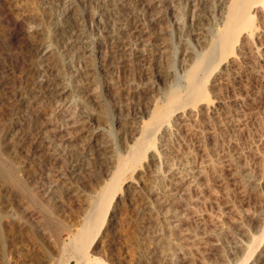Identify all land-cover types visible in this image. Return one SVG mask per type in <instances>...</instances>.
I'll return each instance as SVG.
<instances>
[{
  "label": "rangeland",
  "instance_id": "1",
  "mask_svg": "<svg viewBox=\"0 0 264 264\" xmlns=\"http://www.w3.org/2000/svg\"><path fill=\"white\" fill-rule=\"evenodd\" d=\"M230 1L0 0V166L22 181L0 176V264H264V0L199 96L184 92Z\"/></svg>",
  "mask_w": 264,
  "mask_h": 264
},
{
  "label": "bare ground",
  "instance_id": "2",
  "mask_svg": "<svg viewBox=\"0 0 264 264\" xmlns=\"http://www.w3.org/2000/svg\"><path fill=\"white\" fill-rule=\"evenodd\" d=\"M259 4H261V2L259 0H231L230 1L228 7L226 8V17H225V22L223 23L224 26L222 25L221 31L216 35L217 36L216 39L214 40V42L211 43V45L209 46L208 50L201 57H199L200 59H199V65H198V67L195 68L193 71H190L187 74V81H186V87L184 88V92H185L186 97L188 96V98H189V100L191 102H192V99L195 96H197V95L199 96V94H200V93L198 94L199 90L201 89V88H199L200 85H201V76L200 75L203 74V76H204V73H206L207 70L210 69L209 68L210 66H212L216 62H219L221 59H223V57L226 56L227 48H230V46L232 44L233 35L234 34L236 35L237 32H240L244 27H246L248 25V23H249V21L251 19V15H250L251 11L258 9L257 8V5H259ZM260 17L262 19L261 21L264 22V14H262V16L260 15ZM252 32H253V33H251L252 35H255V36H260L261 35V32H258V31H252ZM241 33H243V32H241ZM247 41H249V39L246 40V42ZM242 42H243V40H242ZM217 58H219V60ZM215 60H216V62H215ZM234 60H236V58ZM53 62H54L55 65L57 64V60H53ZM49 83L52 85L55 82L52 81V80H50ZM182 95H184V93ZM186 97L184 96L183 98H186ZM180 101H181V97L179 95H177L176 97H174L172 99L171 102H169L168 106L166 105L167 108H166L165 111H168L169 110V112H172V114L175 113L177 110L181 109V107L185 104L183 102L184 104L182 105V102L180 103ZM188 103H189V101L187 102V104ZM187 104H186V106H187ZM186 106H184V107H186ZM165 111L162 113L163 116L165 114ZM166 114H165L164 118H162V116H161L162 119L160 118L161 119L160 120V123L158 121L159 120L158 117H156V119L154 121H152V122H154L155 124H157V123L158 124H161L162 120L167 118L166 117ZM168 116H170V115L168 114ZM150 124H152V123L150 122ZM143 128H145V127H143ZM157 128H158V126L156 127V129ZM151 129H153V128L151 127L150 130H149V128L148 129L145 128V130H143V132H142V138L145 136V139L142 141V143H140V141H139L140 145L139 146L137 145L138 148L136 147L135 150H133V149L128 150V155H129V159L128 160H131V161H134L135 162V160H137V159H139L141 157V155L143 154L142 153V149H143L144 145L146 144V142L148 143V141L150 139ZM154 129H155V126H154ZM104 154H106V153L104 152ZM98 156H100V155H98ZM127 162H129V161H127ZM99 163H101V162L99 161ZM106 163H107V161H106ZM103 164H104V161H103ZM116 164H114V165H116L115 166L116 168H114V166H112L115 169L113 172H110V170H109L110 167L109 168H106V166H105V169L103 171L104 173L103 172L102 173L103 174L106 173V175L108 174V177H109L108 182L106 184L104 183V185L102 186V188L100 189V191H98L99 193H97V196H96L94 202L91 204V206L89 207V209H87L88 211L86 212V214H83L84 216H83L82 222L79 225V230H80L79 231V235H77L78 238L76 237L77 238L76 241L79 242V245L76 246L77 248H76V251L74 253L75 255L78 254L79 252H82V251L83 252L84 251L87 252V250L91 248L92 243H93V242L90 243L91 239H92V241H94V239L96 240L95 237H97V235L101 231V228H102V225L104 223V220L107 217L108 208H109V206L111 204V201L116 196V190L119 187V182H120L121 177L123 175L122 173H123V170L124 169H123L122 162H119V163L116 162ZM2 165L3 164H1V166H0V176L3 177V178H5V179H7V180H9V181H11L15 185V187L17 186L19 188L20 187V184H22L20 182H22V181L18 182L19 180L17 181L18 178L17 179L15 178V176L13 174L14 172L10 171L9 169L8 170H5V168H3L5 166L2 167ZM67 165H69V164H67ZM78 171H79V169H78ZM21 188H22V186H21ZM171 189L172 190H175L174 187H172V186H171ZM24 190H25V188H24ZM26 191H27V189H26ZM5 226H8V224H6ZM7 228H10V227L8 226ZM71 249H72L71 251L74 252L73 246H72ZM77 251H78V253H76ZM251 251H250V253H251ZM249 254H248V256H250ZM78 255H77V257H78ZM80 257H82V255L81 256L79 255L78 258L79 259H83V257L82 258H80ZM246 259H248V258H246ZM83 260H85V259H83ZM82 261L81 262L79 261L80 264L82 263ZM76 262H78V261H76ZM79 262L77 264H79ZM244 262L246 263V261H243L241 264H244ZM85 263H83V264H85ZM97 264H101V263H97Z\"/></svg>",
  "mask_w": 264,
  "mask_h": 264
}]
</instances>
